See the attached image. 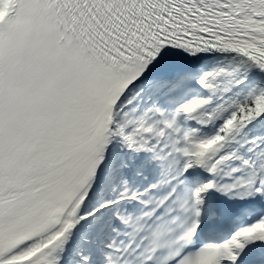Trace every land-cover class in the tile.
<instances>
[{
    "label": "snow or ice",
    "instance_id": "obj_1",
    "mask_svg": "<svg viewBox=\"0 0 264 264\" xmlns=\"http://www.w3.org/2000/svg\"><path fill=\"white\" fill-rule=\"evenodd\" d=\"M0 264H264V0H0Z\"/></svg>",
    "mask_w": 264,
    "mask_h": 264
}]
</instances>
